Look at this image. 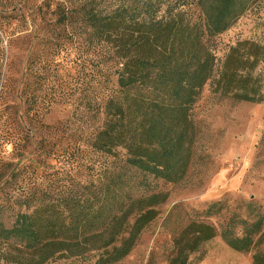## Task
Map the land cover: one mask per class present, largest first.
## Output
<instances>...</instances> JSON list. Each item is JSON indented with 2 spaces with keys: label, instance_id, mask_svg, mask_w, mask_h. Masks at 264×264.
<instances>
[{
  "label": "trees",
  "instance_id": "trees-1",
  "mask_svg": "<svg viewBox=\"0 0 264 264\" xmlns=\"http://www.w3.org/2000/svg\"><path fill=\"white\" fill-rule=\"evenodd\" d=\"M72 1L79 4V25L89 43L103 49L100 64L107 85L97 104L103 121L88 136L90 149L101 159L88 162L89 182L66 195H60V187L33 184L22 196L4 197L0 260L6 263L44 264L55 257L79 264L121 261L166 198L152 190L150 179L178 183L189 169L198 133L191 111L203 86L211 81L215 91L234 101L264 100L261 82L253 75L264 56L258 43L238 41L214 74V39L264 0H192L197 15L178 12L159 18L156 0L120 2L107 11L91 7L92 0ZM34 70L29 75L35 81H25L22 88L29 108L38 100L32 87L41 80L39 68ZM54 82L44 77L39 83L40 90L53 92L41 99L46 107L56 102ZM221 209L214 202L203 214L210 217ZM8 210L12 219L6 226L2 216ZM233 216L221 223L219 236L229 248L249 252L264 216ZM215 234L211 223L191 220L173 239L168 264H187L189 255ZM263 259L255 254L253 264H264Z\"/></svg>",
  "mask_w": 264,
  "mask_h": 264
},
{
  "label": "rangeland",
  "instance_id": "rangeland-1",
  "mask_svg": "<svg viewBox=\"0 0 264 264\" xmlns=\"http://www.w3.org/2000/svg\"><path fill=\"white\" fill-rule=\"evenodd\" d=\"M156 1L160 2L157 18L178 12L197 15L192 0ZM120 2L128 5L132 0H92L91 7L107 11ZM78 9L72 0H0V203L6 196L26 194L33 184L60 187V195H66L89 182L88 162L101 159L90 149L88 136L103 121L97 113L107 85L100 64L103 49L89 43L79 25ZM64 16L67 20L58 23ZM238 41L264 47V5L252 7L214 39V74ZM32 59L29 71L39 68L41 83L44 77L55 81L56 102L50 106L41 99L53 92L40 90V82L32 87L38 100L32 108L25 103L24 82L35 81L27 72ZM253 75L264 94V56ZM191 115L198 133L185 177L178 183L150 179L152 190L166 198L134 249L115 264H168L174 255L173 239L193 219L211 223L216 234L189 255L187 264H253L255 254L264 256V225L246 253L229 248L219 236V226L231 215L264 216V100L234 101L215 91L209 81ZM214 202L221 211L205 217L204 211ZM11 214L8 210L2 216L6 226ZM0 264L13 263L0 260ZM44 264L79 262L55 257Z\"/></svg>",
  "mask_w": 264,
  "mask_h": 264
}]
</instances>
